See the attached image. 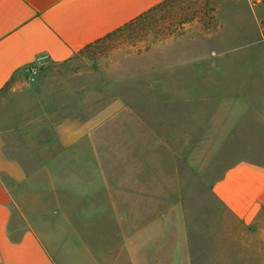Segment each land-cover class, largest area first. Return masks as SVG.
Here are the masks:
<instances>
[{"label":"rangeland","instance_id":"1","mask_svg":"<svg viewBox=\"0 0 264 264\" xmlns=\"http://www.w3.org/2000/svg\"><path fill=\"white\" fill-rule=\"evenodd\" d=\"M165 8L166 23L23 68L0 133L36 174L39 224L71 264H263L264 216L245 227L211 187L264 165V51L251 46L264 3Z\"/></svg>","mask_w":264,"mask_h":264},{"label":"crops","instance_id":"2","mask_svg":"<svg viewBox=\"0 0 264 264\" xmlns=\"http://www.w3.org/2000/svg\"><path fill=\"white\" fill-rule=\"evenodd\" d=\"M164 1L0 0V97L23 68L43 58L68 61ZM259 25L260 40L251 46L264 51V22ZM7 134L0 133V264H71L68 252L39 224V185L31 183L36 174L9 155ZM211 191L252 228L264 216V165L238 163ZM259 256L264 264V251Z\"/></svg>","mask_w":264,"mask_h":264},{"label":"trees","instance_id":"3","mask_svg":"<svg viewBox=\"0 0 264 264\" xmlns=\"http://www.w3.org/2000/svg\"><path fill=\"white\" fill-rule=\"evenodd\" d=\"M171 2H174L175 0H166L163 3L159 4L158 6L152 8L151 10L147 11L146 13H144L143 15H141L139 18H137L136 20L132 21L131 23L127 24L125 26L129 27V26H135L136 25V29L141 26L143 24L144 21L148 20V18H151V23L156 22V23H166L167 19L164 18L165 15L167 14L166 11H163L161 14L159 13H155L157 10L159 9H163L167 6V4H169ZM191 1V0H188ZM167 9V8H165ZM149 23V22H148ZM145 25V24H144ZM164 28V27H163ZM122 29H118L117 31H121ZM113 34V33H112ZM111 35V34H110ZM102 40V39H101ZM101 40L95 42V44L99 43ZM94 44L88 45L86 46V48H90L92 47Z\"/></svg>","mask_w":264,"mask_h":264},{"label":"built area","instance_id":"4","mask_svg":"<svg viewBox=\"0 0 264 264\" xmlns=\"http://www.w3.org/2000/svg\"><path fill=\"white\" fill-rule=\"evenodd\" d=\"M43 59H45V58H43ZM43 59H41V60H43Z\"/></svg>","mask_w":264,"mask_h":264}]
</instances>
